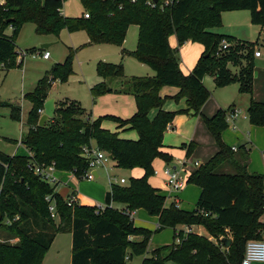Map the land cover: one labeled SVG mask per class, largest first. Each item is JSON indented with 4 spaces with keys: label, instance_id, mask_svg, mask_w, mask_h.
Listing matches in <instances>:
<instances>
[{
    "label": "trees",
    "instance_id": "1",
    "mask_svg": "<svg viewBox=\"0 0 264 264\" xmlns=\"http://www.w3.org/2000/svg\"><path fill=\"white\" fill-rule=\"evenodd\" d=\"M146 1L79 0L88 18L83 17L84 13L80 17L62 16L64 0H45L43 5L41 0H4L0 7V71L21 67L23 60L18 61L20 52L15 43L22 26L33 24L37 35L57 37L62 29L69 33L84 31L89 45L116 46L123 44L127 29L135 25L137 44L131 55L154 72L152 77L125 79L121 63L96 64L101 81L90 88V95H132L136 112L125 120L113 116L90 120L79 103L72 101L56 104L53 117L43 127L38 126L37 111L48 100L50 83H65L73 75L71 61L75 50L71 48L64 62L53 66L24 95L31 107L20 143L30 154L9 156L0 151V215L13 221L4 226L1 219L0 226L9 238L17 239L15 244L0 243V264H41L56 234L65 231L72 236L70 264H126L134 256H144L152 234L177 226H200L215 240L228 229L232 236L224 238L231 243L224 247L223 242L210 241L204 235L179 231L174 236L180 238L179 243L153 250L141 264H240L247 241L264 237V224L259 221L264 211V176L248 173L246 153L235 155L223 142L221 134L228 127L225 110H218L210 118L202 116L218 151L186 179V184L201 190L192 211L181 210L172 203L166 205V197L148 183L156 158L166 163L172 160L162 151V141L174 116L201 115V108L210 97L202 84L205 75L213 77L216 88L236 83L239 93L251 96L254 44L234 42L212 30L221 26L222 12L233 10H246L253 25H264V0H176L163 10L149 8ZM171 35L178 46L190 41L204 48L187 75L179 69L169 46ZM223 40L234 43L218 54ZM125 53L122 50V55ZM229 63L240 66L237 73L227 67ZM113 82L119 89L112 88ZM164 86L178 89L172 98L185 99L186 109L163 110L165 98L160 96V90ZM0 107H8L11 119L20 121L19 107L6 102H0ZM153 109L157 113L150 119ZM246 114L251 125H264L263 102L251 98ZM105 120L116 124L115 132L102 127ZM119 130L135 131L137 139L120 138ZM90 144L107 153L118 169L143 170L142 177L130 178L127 185L111 184L102 211L98 206H67L55 192L56 186L43 182L31 170L34 164L54 163L55 170L70 172L81 180L87 167L81 148ZM182 147L188 156L196 144L190 142ZM224 164L231 172L222 170ZM47 196L54 200L58 224L49 214ZM113 203L125 207L118 211L112 208ZM137 210L157 218L154 231L134 227L128 213Z\"/></svg>",
    "mask_w": 264,
    "mask_h": 264
},
{
    "label": "rangeland",
    "instance_id": "2",
    "mask_svg": "<svg viewBox=\"0 0 264 264\" xmlns=\"http://www.w3.org/2000/svg\"><path fill=\"white\" fill-rule=\"evenodd\" d=\"M60 13L64 17L72 18L82 16L84 10L79 0H64L63 7L60 10ZM34 30L35 27L33 24H25L22 26L18 34L15 46L18 52H21L20 56H22V54L24 55L22 66L19 68L10 69L8 71H0V102H6L14 105L16 104L20 107V112L18 113L20 115V121L12 120L10 118V110L8 107H0L1 152L7 155H13L15 153H18V155H20L23 152L25 153V155L27 154L24 146L20 143V139L22 134H24L27 130L25 122L29 106H31V104L27 101V99L24 98V95L31 92L38 81L46 74V72L49 73L48 71H50L53 66L64 62L69 53V48L75 50L71 61L73 75H71L65 83L59 84L58 81L51 82L49 85L48 93L52 88L56 89L57 86V91H59L60 95L71 100H76L80 104V107L84 110V112H86V114L89 116V119H91V117L97 119L103 116H123L130 118L134 115L136 107L134 101L132 100V97H125V99L123 100L121 99L124 97L123 94H115L112 92L103 96L92 98V96L90 95V88L98 81L96 75V64L98 61L113 64L121 63L123 65V70L126 77H148L146 73L150 72L151 69L147 65L138 62L131 55V53L136 49L138 36L137 26H129L126 32L125 40L121 46L111 44L82 46L87 42L88 38L87 34L84 31L69 33L66 31V29H62L56 37L53 35H37ZM212 31L217 34L224 32L228 37H236L237 39H242L240 40L242 42L246 40L247 42L253 43L255 47L257 46L256 51H260L263 57L262 59H254V70L252 76L254 83L252 84V99L256 102L258 101L264 103V25H253L250 21L249 12L246 10H233L222 12L221 26L215 28ZM8 32H10V30H8ZM225 42L229 44V47L230 44L232 45L234 43H229L226 40ZM168 43L171 50L175 54L179 68H185V65L182 64V60L184 57L183 53L186 51V49L191 48V45H188V47L179 48L175 41L174 35L169 36ZM192 43L193 42H191L190 44ZM221 43L219 45V48L217 49L218 51L220 50ZM44 44H51V46H49V48L47 49L50 52L49 60H43L39 56V53H42L44 50L41 49L40 46ZM31 48H34V50L26 54L25 50ZM122 48L127 52L123 56L121 55ZM216 56H218V54H216ZM18 61H20V59H18ZM241 65H244V62H241ZM227 67L230 68L232 72H235L237 68H240L239 65L234 66L230 63L227 65ZM54 83L58 84L54 85ZM202 84L210 92L209 99L213 98L222 101V106L224 108L233 103L237 106V109L240 112L237 113V116L235 120L233 119V122L232 120H229V125L231 127L233 123L239 129V122L240 120H243L242 116L246 114V106L248 103L249 95L238 93L239 91L237 89L239 87L237 84L230 85L225 89H216L214 87L212 78L209 75H205ZM112 87L116 90L119 89L118 84H113ZM161 90V95L163 98H165L164 108L166 110L171 109L172 111L176 112L177 109H179L184 104V101L181 102V99L175 101L172 98V95L174 96L177 92L174 87L164 86ZM235 110L236 109H233V111ZM229 111L231 112L232 109L229 108L228 112ZM129 113L132 114L128 115ZM150 113V117L152 118L154 117L156 112L153 109L150 111ZM179 115L185 114H177L174 116V118ZM104 127L110 131L114 130V124L110 120L104 121ZM183 128L184 132H188L190 130V127L188 125H184ZM207 134V138H203L199 143V151H201L202 149L201 155L198 157L193 154L194 152H192L189 158L186 159L184 156V148L181 146L182 142L176 139L174 135L167 132L165 134V138L166 142L173 147L170 154L172 155V159L176 161L175 164L177 165L178 161H186V165L189 166L188 164H192L195 159L199 162L202 161V159L205 158L204 153L208 150L209 146H211V143L213 142L210 134ZM121 135L122 134L120 133L119 136L121 137ZM124 137H127L128 139H136V134L132 132ZM114 166L115 165H113L112 162H108L105 164V168H98V178H96L92 182L88 183L87 181L78 180V190L81 191L79 193H84L83 190H89L91 192V200L95 201L89 202V205L90 203H93L94 205L104 206L105 193H107L110 188L107 173L112 176V178H116V185H127L130 178L137 179L142 177L143 175V171L140 168H133L132 170H119ZM164 166L165 165L162 166L161 162L154 163L152 164V170L161 172V169ZM222 170L231 172V168H229L225 164L222 166ZM189 175L186 172V175L184 174V177L188 178ZM121 177H123L125 180L124 184L118 183V179ZM159 177L160 176L155 177V175H150L148 181H151L153 185H156V187L164 190L163 182ZM59 186L60 185H58L57 187L59 188ZM66 188L67 187L64 186L63 190H65ZM192 199H187L186 204L184 205H187L189 207ZM181 205L183 206V204ZM97 208L100 209V211L103 210L102 208ZM112 208L118 211L123 209L121 208L120 204L114 203L112 204ZM194 208L195 204L193 206V209ZM132 213H134V211L129 212L131 220ZM137 217L138 216H134L135 219ZM147 217L149 216L147 215ZM1 219H3L2 224L4 226L9 225L11 222H13L9 221L8 219ZM15 219H17V217ZM54 219L55 223L58 224V217H55ZM185 229L186 228H183L182 232H185ZM160 232L154 234H158ZM178 232H176V234ZM191 233L197 235L200 234L199 232H197V229H192ZM205 234V237H207L210 241L215 242L217 240V242L221 243V240L224 237L231 238L232 236V232L226 230L222 235L218 236L216 240L213 237L209 236L207 233ZM67 236L68 235L66 233L58 235L56 238L57 243H59V240H62V242L65 243ZM263 238L264 237L262 236L258 241H262ZM180 241V238H178L177 236L176 238H172L171 232L169 230H165L161 234L156 235L154 243H151L150 241L144 256H134L132 259L128 260L126 264H141L143 258L151 257L152 251L155 250V248L157 249V247L160 248L163 246L171 245L173 243L177 244ZM0 243L15 244L17 243V239L9 238L3 227L0 226ZM222 245L226 247L223 243ZM58 250L59 252L57 258L59 260V264H67L68 262H70V251L68 250L66 244L60 245ZM52 253H54V249Z\"/></svg>",
    "mask_w": 264,
    "mask_h": 264
},
{
    "label": "crops",
    "instance_id": "3",
    "mask_svg": "<svg viewBox=\"0 0 264 264\" xmlns=\"http://www.w3.org/2000/svg\"><path fill=\"white\" fill-rule=\"evenodd\" d=\"M7 33L10 34V32H8V30H7ZM75 33H77V32H75ZM220 35H226L227 36V34H225L224 32L220 33ZM235 38H233L234 42H240V40H242V39H237V38L235 39ZM175 41H176V38H175ZM223 41H225V40H223ZM88 42H89V39L87 38V42L84 45H82V46L89 45ZM244 42H247V41L245 40ZM190 43H191L190 41H186L181 46H179V48H184V47H188V45H191V48L186 49V51L183 53L184 57H183V60H182V64L185 65V68H179L184 75H187L188 73H190V71L193 69V67L195 66V64L197 63L198 59L201 57V55H202V53L204 51V48H203V46L201 44H199V43L190 44ZM256 48H257V46L256 47L254 46V50L255 51H256ZM31 49L34 50V48H31ZM26 50H28V49H26ZM122 50H125V49L122 48ZM49 54H50V52H49ZM121 55H122V52H121ZM262 57H263L262 54H261L260 57H255L253 55L252 56L253 63H254V59H262ZM19 59H21V58L19 57ZM49 59H50V56H49ZM49 59H47V60H49ZM22 60H23V58H22ZM22 63H23V61H22ZM59 64H61V63H59ZM237 71H238V69L235 72H233V73H236ZM123 72H124V70H123ZM146 74H147L148 77L154 76V72L152 70H150V72H148ZM124 77H125V79L131 78V77H126L125 74H124ZM134 77H136V76H134ZM97 78H98V81H97V83H98V82L101 81V79L98 76H97ZM211 78H212V81H213V84H214V79H213L212 76H211ZM203 80H204V78H203ZM203 80H202V83H203ZM58 83H54V85H56ZM253 83H254V81H252V84ZM59 84H61V83H59ZM113 84L115 85L116 83L113 82L112 86H113ZM231 85H233V84H231ZM228 86H230V85H228ZM228 86H225V87H222V88H216L215 86L214 87L216 89H225ZM175 89L177 91L176 92V94H177L178 93V89L177 88H175ZM53 90H54V92H53ZM161 91L162 90H160V96L162 97ZM123 96L124 97L121 98L123 100L125 99V97L126 98L132 97V100L135 103L134 97L132 95L123 94ZM120 97H122V96H120ZM172 97H173V95H172ZM251 98H252V94H251V96L249 95L246 109L248 107V104H249V101H250ZM48 99H53L54 108H55L56 104H58L59 102H72V101L77 102L76 100H71V99H68L66 97H62L60 95L59 91H57V86H56V89L52 88L51 91H49ZM183 101H184V104L179 109H177V111L186 109L185 99L182 98L181 102H183ZM222 104H223L222 101H220L218 99L211 98V99L207 100L206 103L201 108V115L193 116V115H190V114H188V115L185 114V115H179V116L175 117L173 119L172 123L169 126H167V129L164 132L163 141H162V143H163L162 151L167 153L168 155H170L171 158H172V155L170 154V152H171V149L173 147H172V145H169L166 142V138H165V134L167 132H169L172 135H174V137L176 139H178L180 142H182V145L183 144L187 145L190 142L196 144V147L194 149L195 151L193 150L192 152H194L193 154H195V156L199 157L201 155V151H202V149H201V151H199V146H200L199 143L201 142V140L203 138H207V135H208L207 133H209L206 128H203V127H205V125L203 123L202 116L210 118L213 115H215L218 110H225V111H227V115H228L230 113V111L228 112L229 108H231L232 110L233 109L238 110L237 106L234 103L231 104V105H228L226 108H224L222 106ZM11 105H13L14 107H19L16 104H15L16 106L14 104H11ZM30 107L31 106H29V109H30ZM135 107H136V105H135ZM163 110H165L167 112H175V111H172L171 109L170 110H166L164 108V105H163ZM154 111L157 113L156 109H154ZM135 112H136V110H135ZM238 112H240V111L238 110ZM156 113H155V115H156ZM130 114H132V113H129L128 115H130ZM150 114L151 113H149V115H148L149 118L153 119V117L152 118L150 117ZM85 116L89 117L86 114V112H85ZM117 118H120L122 120L129 119V117H123V116H120V117L117 116ZM242 118H243V120H240V122H239L240 125H238L239 129L233 123H232L231 127L228 124L227 129L225 131H223L222 134H221L222 140L227 146H229L231 148L232 152L235 153V155H238V154L243 153V152L246 153V155H247L246 170H247L248 173H250V174H259V175L264 176V125L261 126V127H257V126L251 125L249 123V121H248L247 114L242 116ZM90 120H94V118L91 117ZM234 120H232V122ZM112 123L114 124V130L111 131V132H115L116 131V124L114 122H112ZM184 125H188L190 127V130L188 132H184V128H183ZM102 127L104 129H106L104 127V121L102 123ZM118 132H119V134L120 133L122 134L121 137L120 136L119 137L123 138V139H128L127 137H124V136H126L129 133L134 132L136 134L135 131L119 130ZM211 138H212V136H211ZM136 139H137V134H136ZM136 139H131L130 138L129 140H136ZM212 140H213V138H212ZM25 150H26V153H27L26 155H29L30 154L29 151L26 148H25ZM217 151H218V148H217V146H216V144H215V142L213 140V142L211 143V146H209L208 150L204 153L205 158L202 159V161H200V162L195 159V161L192 164H188L189 166L186 165V161H182V162L178 161L177 162L178 164L176 165L175 164L176 161H174L173 159L171 160L170 163H166V162L162 161L161 159L156 158L153 161L152 164L161 162L162 166L165 165L161 169L162 170L161 172L153 171L154 172L153 175H155V177L160 176L159 178L163 182L164 190H162L159 187H156V185H153L151 183V181H148V183L153 188L159 189L161 191V194L166 197V205H169L170 203H172L179 209H184L186 211H191L193 209L194 204H196V202L198 200V197L200 195V192H201L200 188L198 186H196V185L186 184L185 187L181 191H179L177 193H174V192L170 191L165 185L163 170L165 168H172V169L175 168L177 170L181 169V170H183V172H182L183 174L186 175V172H187V174L189 175L192 172H194L196 169H198V167L200 165L205 164V162L207 160H209L210 158H212ZM185 153H186V150L184 149V156H185L186 159L189 158V156L192 154L191 153L190 155L186 156ZM14 155H18V153H15V154L9 155V156H14ZM20 155L21 156H26L24 152L22 154H20ZM195 163H197L198 165L196 166ZM119 170H122V169H119ZM54 177H55L56 180L51 185H55L56 186L57 189L55 188V192L58 195H60L61 198H63L64 200L67 197H69L70 195H74L78 205H82V206H90V205L92 206L93 205V206H98V207L100 206V205H94L93 203H90V205L88 204L89 202L93 201V200H91V195H90L91 192L89 190H85V191L83 190L84 193H79V192H81L80 190H78V188H79L78 182L80 181V179L76 178L72 173L63 172V171H57L56 170L54 172ZM121 178L124 179L123 177H121ZM185 179H187V178L185 177ZM87 182L89 183V182H92V181H87ZM58 185H60L59 188L57 187ZM64 186L67 187L65 190H63ZM187 199H189V200L192 199V202L190 201L191 203H190L189 207L187 205H184V204H186V200ZM93 202H95V201H93ZM86 204H88V205H86ZM181 204H183V206ZM124 207H125L124 205H121V208H124ZM134 216H138L139 218L137 217L135 219ZM149 217H147V213L145 211H143V210L134 211V214L132 215V222H133L134 227L135 228H142V229L149 230V231H154L157 228V225H158L157 218L156 217L149 218ZM259 221L262 224H264V211H263V214L260 216ZM147 222H149V223H147ZM186 227L191 228V230L192 229L193 230L197 229V232L200 233L199 235L206 236V234H205L206 232L204 233V229L202 227H196V226H177L174 230L170 229V228H166L165 230H169L171 232V235H172V238H173L176 235V232L182 231V229L186 228ZM165 230L164 229L161 230V232L158 233V234H161ZM226 231H228V229H226ZM63 233H66L68 235L66 240H65V243H63L62 240H59V243H57V239H56L57 236L60 235V234H63ZM63 233L56 234V236L54 237V239H53V241H52V243H51V245L49 247V249L45 253V256H44L41 264H59V260L57 258L58 252H59L58 248L62 244H66V246L68 247V250L70 251V256L69 257H70V262H71V242H72L71 232L65 231ZM263 233H264V231H263ZM158 234H152V236L149 239L148 245H149L150 241H151V243H154V241L156 239V235H158ZM130 239L133 240L134 238L132 237ZM136 239H139V238H136ZM148 245H147V247H148ZM157 248H159V247H157ZM53 249H54V253H52ZM70 262H68L67 264H70ZM252 264H264V262H262V263H252Z\"/></svg>",
    "mask_w": 264,
    "mask_h": 264
},
{
    "label": "built area",
    "instance_id": "4",
    "mask_svg": "<svg viewBox=\"0 0 264 264\" xmlns=\"http://www.w3.org/2000/svg\"><path fill=\"white\" fill-rule=\"evenodd\" d=\"M130 1L132 3L135 2V0H130ZM175 2H176V0H147L145 4L151 9L159 8V9L163 10L165 8H168L169 6H172ZM3 5H4V0H0V7ZM119 8H121V7H119ZM83 17L88 18V14L84 13ZM228 47H229V44H227L225 41H222L221 46H220V50L218 51V54H219V52L226 50ZM20 54H21V52H20ZM23 56L24 55L22 54V56H20V58L21 57L23 58ZM39 56L41 59L47 60V59H49L50 54H49L48 50H43L42 53H39ZM254 56L260 57L261 56L260 51H258V50L255 51ZM37 113L39 115H42L43 114V107L38 109ZM237 113H238V111L232 110L226 116L227 124L230 123L229 120H233L236 118ZM81 153H82V157H84L86 159V162H87V167L82 174L81 180L93 181L98 177L97 169L100 167L105 168V164L110 162V158H109L107 153L99 150L93 144L83 146L81 148ZM195 165L197 166L198 164L195 163ZM31 170L43 182H46L50 185L53 184L56 180L54 177V172L56 171L54 163H51L48 165L34 164L33 166H31ZM182 172H183V170H181V169L177 170L175 168L174 169L165 168L163 170L165 185L170 191L177 193L185 187L186 179H185L184 174ZM107 175H108V180H109L110 185L115 184L117 181L116 178H112V176H110L108 173H107ZM118 183L124 184L125 180L120 178V179H118ZM45 201L48 204V211H49L51 218H55L57 215H56V208H55V203H54L53 198L51 196H47V197H45ZM65 201H66L67 206H69V207H73L74 205L78 204L74 195H70L69 197H67L65 199ZM99 208L103 209L102 206H99ZM263 209H264V206H263ZM133 214L134 213H132L131 216ZM191 232H192L191 228L186 227L184 233L186 234V233H191ZM215 242L217 243V240ZM262 262H264V241L263 240L262 241H258V240L247 241V243L245 245L244 256H243V259H242L240 264H252V263H262Z\"/></svg>",
    "mask_w": 264,
    "mask_h": 264
},
{
    "label": "water",
    "instance_id": "5",
    "mask_svg": "<svg viewBox=\"0 0 264 264\" xmlns=\"http://www.w3.org/2000/svg\"><path fill=\"white\" fill-rule=\"evenodd\" d=\"M41 1H42V5H43L45 0H41ZM49 46H51V44H44V45H41L40 48L47 50L49 48ZM54 111H55V108H54L53 99L46 100L43 104V114L39 118L38 126L43 127L44 124L46 123V121L53 117ZM1 218L2 217L0 215V220H1ZM221 241L223 242V244L226 247H228L231 243V240L225 239V238H223Z\"/></svg>",
    "mask_w": 264,
    "mask_h": 264
}]
</instances>
